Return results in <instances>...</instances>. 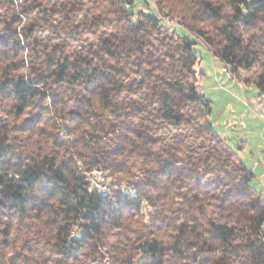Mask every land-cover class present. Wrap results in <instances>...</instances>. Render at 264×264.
I'll return each instance as SVG.
<instances>
[{"label":"trees","instance_id":"1","mask_svg":"<svg viewBox=\"0 0 264 264\" xmlns=\"http://www.w3.org/2000/svg\"><path fill=\"white\" fill-rule=\"evenodd\" d=\"M150 2L0 0V264H264V199L174 28L264 100V0Z\"/></svg>","mask_w":264,"mask_h":264},{"label":"rangeland","instance_id":"2","mask_svg":"<svg viewBox=\"0 0 264 264\" xmlns=\"http://www.w3.org/2000/svg\"><path fill=\"white\" fill-rule=\"evenodd\" d=\"M148 4L144 0H126L129 10L136 14L139 10L148 11L151 13H157L155 7L151 4L150 0H147ZM2 14L0 12V19ZM174 28L179 34L188 36L191 40L197 42L194 45V50L198 53V50L202 53V60L199 65H196V69L203 70V75L198 80L199 88L205 93L207 98L211 100V115L210 118L213 122V126L218 134L224 137L229 146L237 153H242L243 157L250 159V156H246L252 150V136L250 135L248 143H244L245 137L242 132L254 130V126L246 122L243 125L244 118L240 112L249 111V100L258 99V91L254 84L246 85L240 83L225 69H219L214 54L210 52L204 44L196 38L192 33L180 25H175ZM249 74V73H247ZM228 91V95L224 94ZM248 97L250 99H248ZM1 99V97H0ZM246 106H245V105ZM249 108V109H248ZM246 119V118H245ZM243 146V147H240ZM109 180L108 178H97L96 181ZM264 194V192H263ZM103 264H114L109 260H106Z\"/></svg>","mask_w":264,"mask_h":264},{"label":"crops","instance_id":"3","mask_svg":"<svg viewBox=\"0 0 264 264\" xmlns=\"http://www.w3.org/2000/svg\"><path fill=\"white\" fill-rule=\"evenodd\" d=\"M202 43L206 48H208L204 42ZM209 50L212 54H214L219 69L220 70L225 69L227 73V68L225 67L224 63L217 57V55H215V53L211 49ZM196 55H197V64L199 65V62L202 60V53L198 50V53H196ZM198 71L200 72V76L204 74L201 68ZM228 93H229L228 91L224 92V94L227 95ZM248 99L250 98L248 97ZM249 101H250L249 102L250 109L248 108L249 111H246V113L245 111H242L240 112V114L244 118V120H242L243 125L244 123L248 122L252 126H254V130L252 131L247 130L242 132L243 137H245L246 139L245 141H243L244 143H248L247 139L249 138L250 135L252 136L250 140L252 141V150L248 154H246V156L248 155L251 158L247 159L246 157H243L244 155H242V153L241 154L237 152L236 153L240 158V160L243 161L245 165L252 170L254 174V182L256 189H258V191L261 193V196L264 199V194H263L264 192V100L258 95V99L253 100L252 98V100L250 99Z\"/></svg>","mask_w":264,"mask_h":264},{"label":"built area","instance_id":"4","mask_svg":"<svg viewBox=\"0 0 264 264\" xmlns=\"http://www.w3.org/2000/svg\"><path fill=\"white\" fill-rule=\"evenodd\" d=\"M171 25H174V23L173 22H169ZM232 76V75H231ZM235 78V77H234ZM236 79V78H235ZM237 80V79H236ZM241 83V82H240ZM95 175H96V179L95 180H93V179H91V181L93 182V184L98 188V189H104L105 188V183H104V181H103V183H101V181H96L97 180V178H100V179H102V175H101V173L99 172V171H95Z\"/></svg>","mask_w":264,"mask_h":264}]
</instances>
